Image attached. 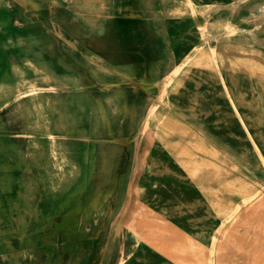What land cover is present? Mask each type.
Masks as SVG:
<instances>
[{
    "label": "rangeland",
    "instance_id": "1",
    "mask_svg": "<svg viewBox=\"0 0 264 264\" xmlns=\"http://www.w3.org/2000/svg\"><path fill=\"white\" fill-rule=\"evenodd\" d=\"M263 6L264 0H0V264L198 260L196 243L144 209L143 199L160 195L158 177L173 164L194 165L203 180L215 162L210 154L251 167L248 175L258 182L231 186L242 202L217 233V245L229 252L213 248L203 260L250 264L234 248H264ZM183 38L196 39L197 55L177 73ZM200 55L202 65L195 64ZM211 56L222 61L230 99ZM243 79L252 94L240 109L246 124L238 125L228 107L226 129L255 140L231 142L238 151L229 146L220 158L207 118L211 105L237 108ZM249 193L256 194L244 202ZM143 246L160 253H142Z\"/></svg>",
    "mask_w": 264,
    "mask_h": 264
},
{
    "label": "crops",
    "instance_id": "2",
    "mask_svg": "<svg viewBox=\"0 0 264 264\" xmlns=\"http://www.w3.org/2000/svg\"><path fill=\"white\" fill-rule=\"evenodd\" d=\"M198 45L196 39L183 38L177 42V48L175 49V59L177 61V73L183 71L186 67L184 61L186 58H193ZM198 54H207L205 52H199ZM183 66V67H182ZM244 77L246 74H244ZM182 78L186 77V74H182ZM251 77V76H250ZM243 79L242 88L237 92L239 105L235 109L233 105L216 106L211 105L213 111L207 118L209 129L212 130L210 135L211 140L217 141L220 145H214L211 148L219 155L220 158L224 157L226 148L233 151H238L231 144L233 141H254L255 138L251 133L246 132H231L226 129L228 124H232L228 117V110L226 108L232 107L234 119L238 120V125L245 126L244 115L240 109H245L246 101L251 100V95L248 97L247 92H251V82L253 86L256 85V79L250 80L249 89ZM184 80H182V83ZM214 84L215 81L212 80ZM240 86V85H239ZM249 90V91H248ZM231 94H228V98H232L233 90L230 88ZM255 99V98H253ZM223 103V102H222ZM254 111H256V104L253 105ZM221 109V111H219ZM241 119V120H240ZM244 149L246 145L243 144ZM210 147V146H209ZM248 147L249 143H248ZM211 160L217 162V165L211 166L203 171V180H194L189 176V171L181 165H170L168 169L163 170L161 176L158 177L160 187L158 197L144 198V209H150L151 212L155 211L159 216L163 217L167 222L174 224L179 228L188 239L195 242L196 252L201 254L198 260L192 261L190 264H209L208 261L203 260V253H209L213 249L212 239L214 235H217V230L221 225V221L230 208L236 204H241L243 196L239 195L235 191H231V186L238 184L257 185L256 177L248 175L251 167L244 165H232L225 164L221 159H218L215 155H209ZM255 167V166H253ZM215 168V169H213ZM248 169V170H247ZM255 169V168H254ZM256 170H253L255 173ZM220 245H216L218 251ZM146 254L160 253L157 248H151V246H143L141 251ZM135 260L129 261L128 264H137ZM171 264H181L178 261H170ZM214 263V261H213ZM234 264V263H233Z\"/></svg>",
    "mask_w": 264,
    "mask_h": 264
},
{
    "label": "bare ground",
    "instance_id": "3",
    "mask_svg": "<svg viewBox=\"0 0 264 264\" xmlns=\"http://www.w3.org/2000/svg\"><path fill=\"white\" fill-rule=\"evenodd\" d=\"M262 8V7H261ZM263 8H264V6H263ZM234 27V26H233ZM250 31V30H249ZM204 36H205V38H211V37H213L212 36V34H210V33H208V32H205V34H204ZM227 39V38H226ZM203 56H208L207 54H202ZM212 57V60H213V62H214V66H215V68H216V71H217V74H218V80H219V82L220 83H222V85L224 86V91H225V93L226 94H231V92H230V87H229V84H228V82H227V79H226V76H225V74H224V68H223V64H222V61L218 58V57H216V56H211ZM203 60H204V57H202L201 55L196 59V61H195V64H199V65H202V63H203ZM256 148H258V146L256 145ZM260 156H261V160H262V162H264V156H263V154L262 153H260ZM223 162V161H222ZM223 163H225V162H223ZM218 163L217 162H214L211 166H214V165H217ZM182 166L186 169V170H188L190 173H189V176H191L194 180H197L196 179V172H197V168L194 166V165H184V164H182ZM213 169H215V168H213ZM250 187H248V186H246V187H243V188H241V190H240V192H242V191H244V192H246V190H248ZM248 193V192H247ZM255 194L256 193H252V194H246V196H245V198H244V202H249L250 200H252L253 198H254V196H255ZM260 198V197H259ZM236 212H237V209H235V210H228L227 212H225V217H226V219H232L233 217H234V215L236 214ZM235 219V218H234ZM232 224V223H231ZM231 224H229V225H231ZM222 227L220 226L219 228H218V232L217 233H219L220 231H222V229H221ZM228 228L229 227H227V230H228ZM225 232V231H224ZM223 232V233H224ZM226 233V232H225ZM223 235V234H222ZM218 236L217 235H214V237H213V239H212V245H213V247L214 248H216V245H217V243H218ZM253 246H255V248H256V251H254V253H250V252H248L249 250H246V252L244 253V246L242 245V244H237V245H235V251H238V252H240V253H243L246 257H247V261H248V263H250V264H258V262L261 260V258H262V256L264 255V248H259L258 247V242L255 244V245H253ZM216 250V249H215ZM230 250V249H229ZM228 251V247L227 246H224L223 244H221L220 246H219V248H218V252H227ZM229 252V251H228ZM228 258V257H227ZM196 259L195 258H189V261H190V263L192 262V261H195ZM214 261V260H213ZM189 263V264H190ZM212 264H214V263H212Z\"/></svg>",
    "mask_w": 264,
    "mask_h": 264
}]
</instances>
